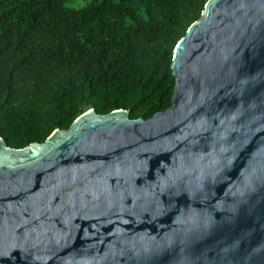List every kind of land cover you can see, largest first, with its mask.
Instances as JSON below:
<instances>
[{
  "label": "water",
  "instance_id": "95a60500",
  "mask_svg": "<svg viewBox=\"0 0 264 264\" xmlns=\"http://www.w3.org/2000/svg\"><path fill=\"white\" fill-rule=\"evenodd\" d=\"M173 104L0 138V264H264V0H208Z\"/></svg>",
  "mask_w": 264,
  "mask_h": 264
},
{
  "label": "trees",
  "instance_id": "16d2710c",
  "mask_svg": "<svg viewBox=\"0 0 264 264\" xmlns=\"http://www.w3.org/2000/svg\"><path fill=\"white\" fill-rule=\"evenodd\" d=\"M0 0V138L45 142L83 113L173 104L176 45L208 0Z\"/></svg>",
  "mask_w": 264,
  "mask_h": 264
},
{
  "label": "rangeland",
  "instance_id": "374dc122",
  "mask_svg": "<svg viewBox=\"0 0 264 264\" xmlns=\"http://www.w3.org/2000/svg\"><path fill=\"white\" fill-rule=\"evenodd\" d=\"M89 3V0H73L68 2V6L73 9H81Z\"/></svg>",
  "mask_w": 264,
  "mask_h": 264
}]
</instances>
